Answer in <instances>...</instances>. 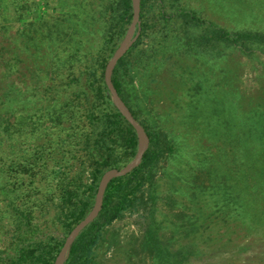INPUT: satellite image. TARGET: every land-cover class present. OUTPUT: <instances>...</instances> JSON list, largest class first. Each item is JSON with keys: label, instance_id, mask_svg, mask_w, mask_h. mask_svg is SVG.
<instances>
[{"label": "rangeland", "instance_id": "obj_1", "mask_svg": "<svg viewBox=\"0 0 264 264\" xmlns=\"http://www.w3.org/2000/svg\"><path fill=\"white\" fill-rule=\"evenodd\" d=\"M110 1L23 0L27 12L30 7L37 12L39 4L46 6L53 28L63 14L74 20L68 27L74 41L66 38L70 51L74 43L84 41L78 43L80 50L71 61H64L67 53L59 59L47 57L33 82L31 73L23 68L26 61L21 62L24 70L17 74L21 77L17 80L21 83L17 86L18 108L13 106L11 115L3 114L7 119L0 145V178L5 186L0 193V250L7 248V253L14 252L7 243L13 241L18 229V216L23 221L31 219L32 241L45 247L58 246L70 234L71 204L83 200L94 207L96 203L90 186L97 164L84 157L88 152L83 135L90 128L84 102L72 91L52 92L46 84L82 74L89 64L102 74L101 62L91 59V54L103 42L108 25L103 12ZM148 7L150 27L132 53L127 81L142 117L167 132L175 147L157 169L162 194L157 218L167 225L169 236L176 235L179 243L188 246L191 257L186 264H264V214L240 210L235 217L232 206L225 205L226 189L219 193L222 204H218L220 197L211 198L212 189L200 196L213 183L225 181L224 170L235 156L232 123L247 130V123L257 121L264 132V42L204 45L200 39L204 28L179 16L184 7L230 32L250 30L264 35V0H150ZM21 13L22 9L18 13L14 8L0 33L6 59L12 58L11 42L22 46L27 38L20 32L31 20ZM228 75L237 81L240 96L232 92ZM15 77H6V93L7 82ZM61 109L69 114L59 127L51 111ZM9 125L13 127L9 129ZM257 134L258 138L264 135ZM26 157L32 158L31 165ZM210 170H214L213 175ZM200 207L204 216H197ZM149 214V208L135 207L107 225L97 251L99 264H153L141 248ZM190 219L196 224L186 227Z\"/></svg>", "mask_w": 264, "mask_h": 264}, {"label": "trees", "instance_id": "obj_2", "mask_svg": "<svg viewBox=\"0 0 264 264\" xmlns=\"http://www.w3.org/2000/svg\"><path fill=\"white\" fill-rule=\"evenodd\" d=\"M149 3L150 0H142L140 37L119 60L113 72V82L136 119L145 127L150 137V147L138 167L129 174L114 178L110 182L105 193L102 211L80 233L68 252L65 264H99L97 251L103 237V230L107 225L122 218L127 211L139 206H144L150 210L141 241V248L147 251L153 264H186L191 257L188 253V246L179 243L176 240V235L169 236L167 225L163 220L158 219L156 215L162 199V194L158 189L157 169L161 161L165 160L168 154L174 151L175 147L167 132L160 131L158 127L142 117L140 109H137L133 103L131 86L127 81L130 74L129 62L132 53L141 46L145 32L150 27L147 15ZM46 6H49L48 1H46ZM46 6L43 8L39 4L37 12L34 7H30L27 12L24 10L23 0H0V33L6 29L5 26L12 18L14 8L15 11L17 9L18 13L22 9L21 15L23 18L25 14L27 16L25 18L31 20L25 23V31L20 32V34L25 33L27 35V38L24 39V45L19 46V43L11 42L14 45L11 49L12 58L6 59V47L5 45L0 46V145L4 141L7 119L3 114L11 115L10 111H15V109L12 110L13 106L16 109L18 108L16 106L19 98L17 86L21 84L19 81L17 82L21 79L20 75H17L18 72L25 68L27 72L31 73L29 79L33 82V77L43 71L41 65L46 64L47 57L59 59V56L67 53L64 61L66 59L71 61L70 59H73L80 50L78 43L83 44L84 41V39H81L74 43V47L70 51L66 38L70 42L74 41L68 32L69 24L71 21L73 23L74 20L63 14L65 17L55 21V28H53L51 23L54 20L51 21L50 16H47ZM106 11H109L110 15ZM106 11L103 12V18H107L108 25H106V31L103 33V42L98 46L95 53L91 54V59L94 57L96 62H101L103 66L102 74L98 75L94 72L92 70L93 64H89L82 74L69 75L61 82L53 84L51 81V84H46L48 87L51 86L50 91L52 92L72 91L77 96L76 98L84 102V113L90 121V128L88 131H84L83 135L86 138L84 148L88 152V155L85 154L84 157H91L97 164L94 169L93 184L90 186L92 197L96 196L104 173L111 168L125 167L136 157L139 149L138 133L115 105L113 95L105 79L107 64L125 39L128 27L133 21V0H112ZM179 16L199 28H204L205 31L200 38L201 43L204 45L227 43L245 46L252 45L255 42H264V35L262 34H254L250 30L230 32L213 22H207L192 9L181 8ZM16 40H18L17 37ZM23 60L26 62L22 68L20 65ZM9 75L16 77L7 82L9 92L6 93L5 79ZM228 77L230 78L229 84L232 92L240 96L237 81L230 75ZM18 88L20 87L18 86ZM4 109H7V111L3 112ZM68 114L69 112L64 113L63 109L51 111V115L56 116V120L59 121V127L67 122L64 117L67 118ZM29 116H32L31 113ZM242 121L246 122L245 120ZM260 126L262 125H259L257 121H251L250 124L247 123L246 127L248 129L245 130L239 123H232L230 135L233 137V143L236 144L233 148L235 156L231 161L229 159L224 170L223 179L225 181L213 183L211 187L200 194L203 198L212 189L214 192L212 191L210 196L214 199L215 196L219 198V193L226 189L225 205L227 207L232 206L231 210L235 217L241 214L239 213L240 210L245 214H264V142H261L264 135L258 138L257 134L258 132H262V134L264 132ZM12 127L13 125L8 126L9 129ZM47 127L48 125L46 129ZM205 134L208 136L210 132L206 130ZM71 136L70 134L68 138ZM31 159L26 157L28 165H31L29 161ZM60 163H57L54 169L58 168ZM213 171H209L210 175L214 174ZM4 188V183H1L0 178V193L4 191ZM63 192H66V190H63ZM197 197L198 194L195 195V199ZM218 200L220 202L218 204H222V198L220 197ZM70 209L73 218L69 229L71 233L74 227L92 211L93 205L89 201L81 200L77 203L73 202ZM222 209H224V206ZM198 211L197 216H204L205 211L203 208L200 207ZM229 211L227 210V212ZM29 215L31 216V214ZM18 218L20 220L17 224L18 229L12 236L13 241L7 243L14 248V252L7 253L8 249L4 250L2 248L0 250V264H55V260L65 242L58 243V246L49 245L45 247L41 242L32 241L31 236L34 230L32 229L31 219L26 217V220L23 221V218L19 216ZM195 224L190 219L186 227Z\"/></svg>", "mask_w": 264, "mask_h": 264}, {"label": "water", "instance_id": "obj_3", "mask_svg": "<svg viewBox=\"0 0 264 264\" xmlns=\"http://www.w3.org/2000/svg\"><path fill=\"white\" fill-rule=\"evenodd\" d=\"M141 3L142 0H133L134 7V18L131 23V26L128 30V33L121 43L120 47L117 49L111 60L107 64L105 79L106 83L113 95V101L120 112L126 117V119L135 127L138 136H139V149L136 157L125 167L123 168H111L107 170L98 187V191L96 194V203L92 209V211L82 220L80 221L71 233L67 236L65 243L60 250L55 264H65L67 255L72 245L80 235V233L90 225L100 214L103 209V202L106 190L110 182L117 177H122L129 174L133 169L138 167L146 151L150 147V137L145 129V127L136 119L131 109L128 107L126 102L123 100L121 95L119 94L114 82H113V72L115 67L117 66L119 60L131 49L134 43L138 40L141 34Z\"/></svg>", "mask_w": 264, "mask_h": 264}]
</instances>
